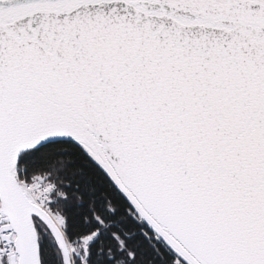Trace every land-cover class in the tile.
<instances>
[{
    "label": "snow or ice",
    "instance_id": "6c2138e0",
    "mask_svg": "<svg viewBox=\"0 0 264 264\" xmlns=\"http://www.w3.org/2000/svg\"><path fill=\"white\" fill-rule=\"evenodd\" d=\"M0 264H264V0H0Z\"/></svg>",
    "mask_w": 264,
    "mask_h": 264
}]
</instances>
